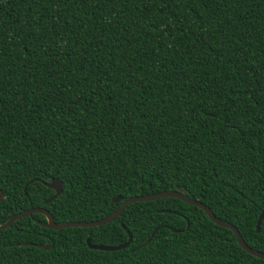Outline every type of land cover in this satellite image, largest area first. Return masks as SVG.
<instances>
[{
  "label": "trees",
  "instance_id": "1",
  "mask_svg": "<svg viewBox=\"0 0 264 264\" xmlns=\"http://www.w3.org/2000/svg\"><path fill=\"white\" fill-rule=\"evenodd\" d=\"M168 189L264 253V0H0V224ZM44 222L0 229V264H264L175 197Z\"/></svg>",
  "mask_w": 264,
  "mask_h": 264
},
{
  "label": "water",
  "instance_id": "2",
  "mask_svg": "<svg viewBox=\"0 0 264 264\" xmlns=\"http://www.w3.org/2000/svg\"><path fill=\"white\" fill-rule=\"evenodd\" d=\"M42 184L53 190V194L51 195V197L46 199L45 202L50 201L52 198H54L56 195H58L62 189V182L56 178H55V181L53 178H51L47 182L42 181ZM161 197H175V198H178L185 203L197 206L207 215V217L210 219L211 222H213L214 224H216L218 226L230 229L232 231L234 237H235L236 243L239 245V247L241 249H243L245 252H247L248 254H250L254 257H257V258L264 260V253L248 247L244 243V241L242 240V237L240 236L238 230L232 224H230L227 221L220 220L219 218L214 216V214L211 212V210L207 206H205L203 203H201L195 199L188 198L183 193V191H181L179 189H173V190L168 189V190H162V191H158V192L147 194V195L129 196L125 199H122L120 196H115L114 198H112V201L113 202H119L118 206L112 212H110L108 215H106L102 218H99V219L91 220V221H63V222L56 223L52 220V217L50 216V214L48 213V211L45 208H43V207H30V208H27L23 211L14 213L11 216H9L6 219V221H4L3 223L0 224V229L7 227L13 220L19 219L21 217H25L27 215H30L31 213L42 214L45 218V222L42 224L45 227H47L49 229H53V230L64 228V227H94V226H98V225H101L103 223L111 221L129 203L137 202V201H151V200H155V199H158ZM1 198H2V191L0 190V200H1ZM262 215H264V210L260 211V213H259V215L255 221V231L259 230V223H260V219H261ZM121 227L124 229L123 225H121ZM155 230H156V228L152 231L151 235L153 234V232ZM175 231H177V230H175ZM125 232L127 235L126 240L119 245L91 244L89 241L90 232H88V235L85 237V243H86L87 247L91 248V249L107 250V251L120 249V248L127 246V244L131 240L130 233L127 230H125ZM37 246H40L43 249H48L50 247V245H37Z\"/></svg>",
  "mask_w": 264,
  "mask_h": 264
},
{
  "label": "snow or ice",
  "instance_id": "3",
  "mask_svg": "<svg viewBox=\"0 0 264 264\" xmlns=\"http://www.w3.org/2000/svg\"><path fill=\"white\" fill-rule=\"evenodd\" d=\"M54 179V181H55V178H53Z\"/></svg>",
  "mask_w": 264,
  "mask_h": 264
}]
</instances>
